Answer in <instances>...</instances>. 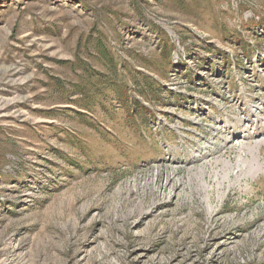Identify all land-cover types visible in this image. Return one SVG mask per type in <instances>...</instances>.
Masks as SVG:
<instances>
[{
  "label": "rangeland",
  "instance_id": "1",
  "mask_svg": "<svg viewBox=\"0 0 264 264\" xmlns=\"http://www.w3.org/2000/svg\"><path fill=\"white\" fill-rule=\"evenodd\" d=\"M0 264H264V0H0Z\"/></svg>",
  "mask_w": 264,
  "mask_h": 264
},
{
  "label": "bare ground",
  "instance_id": "2",
  "mask_svg": "<svg viewBox=\"0 0 264 264\" xmlns=\"http://www.w3.org/2000/svg\"><path fill=\"white\" fill-rule=\"evenodd\" d=\"M255 154V153H254Z\"/></svg>",
  "mask_w": 264,
  "mask_h": 264
}]
</instances>
